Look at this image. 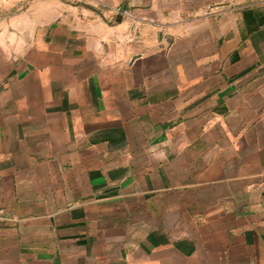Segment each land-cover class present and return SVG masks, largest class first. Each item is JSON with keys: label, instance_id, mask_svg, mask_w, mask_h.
Masks as SVG:
<instances>
[{"label": "crops", "instance_id": "0c3cea01", "mask_svg": "<svg viewBox=\"0 0 264 264\" xmlns=\"http://www.w3.org/2000/svg\"><path fill=\"white\" fill-rule=\"evenodd\" d=\"M0 264H264V0H0Z\"/></svg>", "mask_w": 264, "mask_h": 264}]
</instances>
